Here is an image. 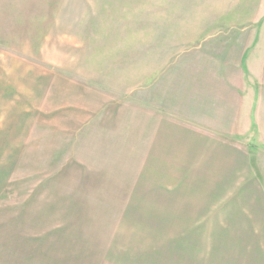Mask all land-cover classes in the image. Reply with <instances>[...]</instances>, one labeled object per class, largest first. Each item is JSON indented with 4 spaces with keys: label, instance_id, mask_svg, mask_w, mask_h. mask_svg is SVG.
<instances>
[{
    "label": "crops",
    "instance_id": "0c3cea01",
    "mask_svg": "<svg viewBox=\"0 0 264 264\" xmlns=\"http://www.w3.org/2000/svg\"><path fill=\"white\" fill-rule=\"evenodd\" d=\"M82 1L77 74L114 99H129L132 110L146 102L154 110L142 124L149 132L143 173L131 175L130 189L127 177L114 180L110 190L116 195L111 219L125 214L110 264L132 259L129 213L132 218L138 211L143 225L156 229L158 264L170 256L173 264H215L214 244L224 264H264V152L247 142L258 133L264 144V0H209L204 15L200 9L187 13L193 20L188 28L181 22L183 0L147 3L152 13L143 7L148 0H108L114 11L108 20L96 19L93 29L103 4ZM201 20L203 30L197 29ZM134 99L143 104H131ZM86 180L88 188L101 187ZM171 182L174 203L168 204ZM210 207L221 213L223 235L211 231L221 228L213 226L218 214L197 228L198 215Z\"/></svg>",
    "mask_w": 264,
    "mask_h": 264
},
{
    "label": "rangeland",
    "instance_id": "374dc122",
    "mask_svg": "<svg viewBox=\"0 0 264 264\" xmlns=\"http://www.w3.org/2000/svg\"><path fill=\"white\" fill-rule=\"evenodd\" d=\"M79 1L0 0V264H110L125 219L120 213L111 219L116 195L110 190L114 180L127 177L130 189L131 175L143 173V136L148 139L149 132L142 124L152 104L132 97L131 104L142 105L132 110L129 99H114L77 74ZM107 1L97 0L103 6L91 29L96 19L110 18L113 2ZM155 2H144L146 12ZM209 3L183 0L182 26L193 24L188 12L204 15ZM199 24L203 30L205 20ZM248 138L264 152L258 133ZM90 178L98 190L88 188ZM173 185L167 183L168 204L174 203ZM213 210L198 215V229L216 214L220 222L213 226L224 225ZM144 221L140 211L132 218L129 213V264H158L156 229ZM222 225L212 234L227 232ZM212 248L215 264H224L221 246ZM171 258L166 264H173Z\"/></svg>",
    "mask_w": 264,
    "mask_h": 264
}]
</instances>
